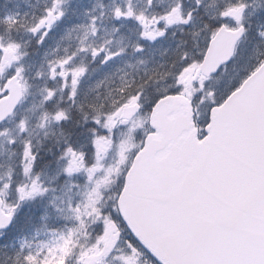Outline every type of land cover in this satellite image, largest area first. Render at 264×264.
<instances>
[{"label": "snow or ice", "instance_id": "obj_1", "mask_svg": "<svg viewBox=\"0 0 264 264\" xmlns=\"http://www.w3.org/2000/svg\"><path fill=\"white\" fill-rule=\"evenodd\" d=\"M0 264H264V0H0Z\"/></svg>", "mask_w": 264, "mask_h": 264}]
</instances>
